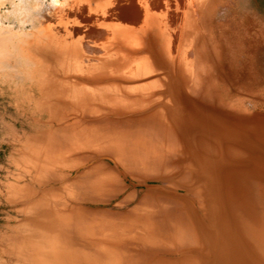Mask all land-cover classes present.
Wrapping results in <instances>:
<instances>
[{"label": "bare ground", "instance_id": "6f19581e", "mask_svg": "<svg viewBox=\"0 0 264 264\" xmlns=\"http://www.w3.org/2000/svg\"><path fill=\"white\" fill-rule=\"evenodd\" d=\"M255 4L0 0V264H264Z\"/></svg>", "mask_w": 264, "mask_h": 264}, {"label": "rangeland", "instance_id": "374dc122", "mask_svg": "<svg viewBox=\"0 0 264 264\" xmlns=\"http://www.w3.org/2000/svg\"><path fill=\"white\" fill-rule=\"evenodd\" d=\"M255 5L259 14L264 18V0H256ZM7 153L8 149L0 146V165H5L7 160ZM6 212V208L4 209L2 206H0V225L3 223V219L6 215Z\"/></svg>", "mask_w": 264, "mask_h": 264}]
</instances>
